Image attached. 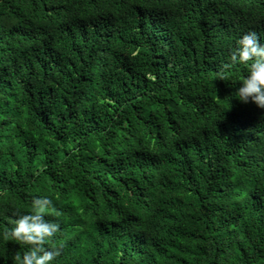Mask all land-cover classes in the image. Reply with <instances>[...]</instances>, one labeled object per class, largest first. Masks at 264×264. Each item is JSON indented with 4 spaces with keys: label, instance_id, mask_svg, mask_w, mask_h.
<instances>
[{
    "label": "trees",
    "instance_id": "obj_1",
    "mask_svg": "<svg viewBox=\"0 0 264 264\" xmlns=\"http://www.w3.org/2000/svg\"><path fill=\"white\" fill-rule=\"evenodd\" d=\"M249 31L264 0H0V264L37 199L51 264H264Z\"/></svg>",
    "mask_w": 264,
    "mask_h": 264
},
{
    "label": "clouds",
    "instance_id": "obj_2",
    "mask_svg": "<svg viewBox=\"0 0 264 264\" xmlns=\"http://www.w3.org/2000/svg\"><path fill=\"white\" fill-rule=\"evenodd\" d=\"M238 48L231 56L233 63H248L247 74L236 89V99L247 104L250 101L264 109V43L260 42L255 31L242 35ZM47 200L34 201V214L21 215L15 221L11 236L32 246L23 258H17V264H51L56 253L45 251L44 242L57 230L55 223L45 222L42 213L46 210ZM39 253V254H38Z\"/></svg>",
    "mask_w": 264,
    "mask_h": 264
}]
</instances>
